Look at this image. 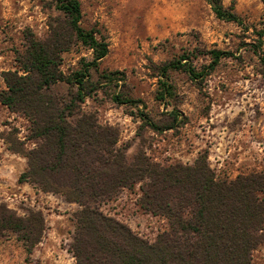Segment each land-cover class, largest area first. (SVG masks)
<instances>
[{
	"label": "rangeland",
	"instance_id": "374dc122",
	"mask_svg": "<svg viewBox=\"0 0 264 264\" xmlns=\"http://www.w3.org/2000/svg\"><path fill=\"white\" fill-rule=\"evenodd\" d=\"M80 1L81 24L98 28L109 44L107 56L97 70H91L92 79L118 72L114 82L103 81L82 107L95 113L100 124L117 129V146L124 150L128 163L145 155L163 165L193 164L207 152L220 178L264 171V36L260 44L264 0H221L242 23L217 17L209 0ZM60 15L54 0H0V90L6 88L5 72L18 69V52L26 49L29 38H47L50 19ZM257 45H261L258 52ZM215 49L231 55L202 79L182 69L170 70L174 94L165 102L157 98L164 64L186 57L201 70ZM92 58V50L79 42L62 53L60 67L71 74ZM73 89L65 83L54 86L63 95ZM119 93L141 99L146 107L114 101L112 96ZM173 109L178 110L180 122L161 132L140 116L144 111L161 124L169 122ZM30 128L23 113L0 102V205L20 216L42 212L45 221L41 239L31 252L18 233L5 231L0 246L8 241L9 260L4 264H76L71 244L81 205L61 193L44 192L33 183L19 181L28 159L13 152L6 139L14 132L27 149L32 148L36 142L29 138ZM140 184L121 189L99 207L153 242L169 228V221L140 206ZM252 264H264V241L253 251Z\"/></svg>",
	"mask_w": 264,
	"mask_h": 264
},
{
	"label": "trees",
	"instance_id": "16d2710c",
	"mask_svg": "<svg viewBox=\"0 0 264 264\" xmlns=\"http://www.w3.org/2000/svg\"><path fill=\"white\" fill-rule=\"evenodd\" d=\"M209 2L217 17L242 23L221 0ZM54 3L62 15L50 19L47 38H29L26 49L18 52V69L5 72L6 88L0 90V102L28 118L29 138L36 142L27 149L14 132L6 139L13 152L28 159L19 181L33 183L44 192L61 193L81 205L75 214L77 231L71 244L76 264H252L253 251L264 241V171L220 178L207 152L193 164L163 165L145 155L128 163L124 150L117 146V129L100 124L95 113L82 107L88 97L98 93L103 81L117 79V71L92 79L91 70H97L107 56L109 44L98 28L81 24L80 0ZM260 36L261 44L264 34ZM79 42L92 50L93 58L79 70L65 74L60 67L61 55ZM229 55V51L213 50L210 63L201 70L186 57L164 64L157 98L165 102L174 94L170 70L182 69L202 79ZM58 83L74 89L63 95L54 90ZM112 98L146 107L141 99L120 93ZM140 116L160 132L180 122L176 109L170 112L169 122L161 124L144 111ZM138 182L140 206L169 221V228L153 242L99 207L102 201ZM44 222L42 212L20 216L0 205V237L7 230L18 233L29 252L40 241Z\"/></svg>",
	"mask_w": 264,
	"mask_h": 264
},
{
	"label": "crops",
	"instance_id": "0c3cea01",
	"mask_svg": "<svg viewBox=\"0 0 264 264\" xmlns=\"http://www.w3.org/2000/svg\"><path fill=\"white\" fill-rule=\"evenodd\" d=\"M52 231H50V234L53 233ZM7 242L8 241H6L5 243H7ZM5 243H2V245L0 246V264H4V262L9 260V252H8L9 250L7 248H5L8 245Z\"/></svg>",
	"mask_w": 264,
	"mask_h": 264
},
{
	"label": "built area",
	"instance_id": "2783aa9c",
	"mask_svg": "<svg viewBox=\"0 0 264 264\" xmlns=\"http://www.w3.org/2000/svg\"><path fill=\"white\" fill-rule=\"evenodd\" d=\"M14 197H15V196H9V199H10L11 201H14V200H15Z\"/></svg>",
	"mask_w": 264,
	"mask_h": 264
}]
</instances>
